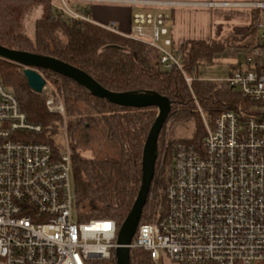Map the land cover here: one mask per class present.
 <instances>
[{
  "label": "built area",
  "instance_id": "2783aa9c",
  "mask_svg": "<svg viewBox=\"0 0 264 264\" xmlns=\"http://www.w3.org/2000/svg\"><path fill=\"white\" fill-rule=\"evenodd\" d=\"M146 9L131 12L128 33L113 22L105 29L154 48L164 68L181 65L167 10L178 6L250 8L261 11L256 43L223 80L258 104L253 115L222 111L212 122L197 105L205 135L199 147H174L167 211L157 221H139L130 250L141 248L154 263L162 254L176 264H264V0H97ZM61 16L89 20L61 0ZM46 89V85L43 87ZM48 108L51 99L47 100ZM62 110V105L57 106ZM52 110V109H50ZM41 127L30 123L13 91L0 78V264H93L117 246L111 218L86 217L75 200L69 145L55 151L28 140Z\"/></svg>",
  "mask_w": 264,
  "mask_h": 264
},
{
  "label": "trees",
  "instance_id": "16d2710c",
  "mask_svg": "<svg viewBox=\"0 0 264 264\" xmlns=\"http://www.w3.org/2000/svg\"><path fill=\"white\" fill-rule=\"evenodd\" d=\"M51 2L0 0V45L58 58L80 68L111 91L159 93L171 101L168 117L195 118L196 129L190 138L170 139L164 143L160 131L155 173L140 218L141 223L157 221L167 211L165 189L171 180L175 145L186 142L199 147L205 135L197 105L210 122L225 110H232L241 117L256 112L255 100L228 88L223 81L198 79L194 73L199 65L213 64L218 53L256 43L261 11L223 13L221 22L214 25L212 38L183 41L181 65L191 77L187 84L177 67L164 68L160 64L154 48L92 21L63 17ZM28 7L41 9V14L33 20L31 36L20 22ZM236 18L245 20L231 23ZM37 70L53 86L64 116L48 110L43 90L36 93L28 86L23 66L0 58L3 84L15 94L27 120L41 127L39 132L26 134L27 139L48 143L57 151L54 137L64 127L76 203L85 208L86 217L111 218L120 226L140 186L142 148L157 114L156 108L116 105L92 95L68 77L47 69ZM155 188L159 191L150 201L149 194ZM129 262L154 264L149 253L141 248L130 250ZM93 264L116 263L111 255Z\"/></svg>",
  "mask_w": 264,
  "mask_h": 264
},
{
  "label": "water",
  "instance_id": "95a60500",
  "mask_svg": "<svg viewBox=\"0 0 264 264\" xmlns=\"http://www.w3.org/2000/svg\"><path fill=\"white\" fill-rule=\"evenodd\" d=\"M0 58L23 66L22 72L27 84L36 93L42 92L46 84L45 78L37 70V68H42L68 77L88 90L92 95L106 99L110 103L134 108L151 106L156 108L157 114L149 128L142 148L140 186L130 211L118 228L116 236L117 246L113 252L116 264H130L129 244L140 221L142 209L146 203L147 194L155 173L157 141L160 131L168 118L171 101L168 97L152 91H111L103 87L80 68L52 56L10 49L0 45Z\"/></svg>",
  "mask_w": 264,
  "mask_h": 264
},
{
  "label": "rangeland",
  "instance_id": "374dc122",
  "mask_svg": "<svg viewBox=\"0 0 264 264\" xmlns=\"http://www.w3.org/2000/svg\"><path fill=\"white\" fill-rule=\"evenodd\" d=\"M52 3L57 6H62L61 0H52ZM65 6L72 12L81 15V16H87L89 18L90 11L93 5L100 4V5H107V6H121V7H131L134 9H145L143 6L139 5H133L128 3H118V2H109V1H97V0H64ZM186 9H192L186 8ZM250 8H205L203 9V13L207 15V22H208V28L206 34L203 35L205 38L209 39L214 36V30L212 28V25L218 22H221L220 15L227 12H239L246 14ZM41 14V9L38 7H28L22 14L20 22L22 25V29L26 32L27 35L31 36L33 32V20ZM245 19H234L231 21L233 22H244ZM190 24H186V28H190ZM194 27V25H193ZM243 49L237 50V49H230L225 52H221L215 55L214 57V63L210 65H199L194 75L198 79H204V80H212V81H223L226 79L229 74L234 70L235 66L238 62L242 60L243 56ZM46 89L44 91V94L47 96L46 102L48 99H51V103L49 107H51L50 110L48 108V105L46 103V106L49 111L51 112H57L60 113L62 116H64V110L62 107V110L57 109V106L62 105L60 100L54 95L53 92V86L51 84H48L46 82ZM237 90V89H236ZM203 112V111H202ZM200 114V113H199ZM205 116V114L203 113ZM206 117V116H205ZM202 118V117H201ZM196 126H195V118L189 117V118H178L174 119L172 117H168L165 121L163 128H162V136L161 140L166 143L170 139H187L190 138L194 132H195ZM67 140V135L64 132V127L62 128V131L60 134L54 137V143L61 147L63 141ZM69 145V143H68ZM162 156V154H161ZM160 156V158H161ZM159 158V159H160ZM158 188H155L150 194H149V200L152 201L155 199V193L158 192ZM154 264H176L172 262L167 256L162 254V260L159 263Z\"/></svg>",
  "mask_w": 264,
  "mask_h": 264
},
{
  "label": "crops",
  "instance_id": "0c3cea01",
  "mask_svg": "<svg viewBox=\"0 0 264 264\" xmlns=\"http://www.w3.org/2000/svg\"><path fill=\"white\" fill-rule=\"evenodd\" d=\"M190 7L178 6L167 10L170 15L169 27L171 36L177 44H181L185 40H207L203 36L206 34L205 32H207L208 28L207 15L203 13V9L205 8L191 7L192 9H186ZM133 10L134 8L131 7L96 4L91 8L89 19L99 25H106L113 22L118 31L128 33L131 28L130 18ZM186 24H190V28H186ZM215 24L212 25L213 30Z\"/></svg>",
  "mask_w": 264,
  "mask_h": 264
}]
</instances>
